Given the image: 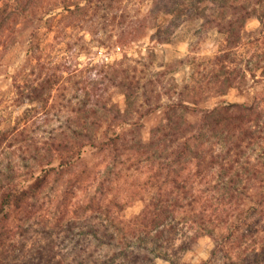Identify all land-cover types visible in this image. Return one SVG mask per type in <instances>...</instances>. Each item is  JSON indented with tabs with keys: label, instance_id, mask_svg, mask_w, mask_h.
Instances as JSON below:
<instances>
[{
	"label": "rangeland",
	"instance_id": "1",
	"mask_svg": "<svg viewBox=\"0 0 264 264\" xmlns=\"http://www.w3.org/2000/svg\"><path fill=\"white\" fill-rule=\"evenodd\" d=\"M30 1L0 0V22L9 20L0 43V135L12 127L26 128L23 138L8 135L3 139L0 167H12L24 176L29 169L26 164L32 161L20 152L30 141L39 145L58 137L68 115L67 105L74 107L87 92L107 104L108 109L94 118L103 121L102 127L119 121H111L118 112L111 108L113 104L129 120L150 106L153 111L141 120L139 131L135 128L129 140L121 143L118 157L108 151H89L65 174L51 173L44 186L45 204L58 213L72 214L70 208L87 206L94 196L96 202L111 205L119 198L130 217L144 204L140 196L149 199L156 191L160 161L155 147L141 151L138 138L141 133L154 137L156 128L167 122H184L182 107L172 109L167 118V103L195 101L214 106L220 100L239 102L243 106L235 110L242 118L235 131L205 135L197 143L198 157L188 151L173 165L172 171L183 176L188 194L183 198L185 211L178 217L180 231L200 233L193 249L181 253L179 264H231L255 250L264 251V14L247 21L240 45L229 53L221 49L225 43L210 24L200 29L201 20L189 17L182 7L174 13H157L156 8L150 12L154 0H106L116 14L112 23L97 11L94 1H88L86 12L67 15L58 10L64 4L61 0H34L41 8L45 4L54 19L52 29L42 27L29 45L32 26L46 17V12H39L33 23L28 22L19 11L28 13ZM65 1L73 7L81 0ZM160 20L163 26L155 34ZM142 30L147 33L134 38ZM122 32L133 36L129 43L117 42ZM113 67L119 76L139 80L134 107L125 108V95L109 85ZM47 73L57 81L44 89V98L22 102L20 98H27L31 86ZM228 77L233 83L230 87ZM17 84L23 87V96ZM238 129L245 130L244 137L234 134ZM65 188L70 190L65 192ZM155 264L171 263L158 257Z\"/></svg>",
	"mask_w": 264,
	"mask_h": 264
},
{
	"label": "trees",
	"instance_id": "2",
	"mask_svg": "<svg viewBox=\"0 0 264 264\" xmlns=\"http://www.w3.org/2000/svg\"><path fill=\"white\" fill-rule=\"evenodd\" d=\"M61 1L64 4L58 10L67 12V15L76 11L86 12L89 3L94 1L97 11L103 12V18L112 23L115 21L113 5L106 0H81L74 2L73 7L68 2L65 3V0ZM154 4L155 7L150 12L156 8L157 13H174L175 9L182 7V10L189 12V17L195 21L201 20L200 29L210 24V28L225 43L221 49L229 53L240 45L242 30L247 21L264 14V0H154ZM28 6V13H25V9L19 12L22 11L23 16L28 22L30 19L31 23L39 12L45 14L47 10L45 4L41 8L42 4L34 0ZM49 15L46 12L45 19L38 18L39 22L32 26L29 45H32L42 27L52 29L54 17ZM8 21L5 18L3 24L0 22V43ZM156 24L155 34H158L163 23L160 20ZM91 26L95 27L96 22L92 21ZM129 33H120L117 42L129 43L133 38H128ZM145 33L147 32L142 30L134 34V38ZM159 39L160 42L164 41L163 37ZM113 69V75L108 77L109 85L119 87L125 95V108L134 107V99L140 87L139 80L119 76L116 74L118 69ZM55 81L57 79L47 73L43 80L31 86L25 94L27 98L24 96L20 98L21 101L40 99L44 89L52 87ZM232 84V79L228 77L227 87ZM17 87L23 96V87L20 84ZM195 89H198L197 86ZM114 106L113 104L111 108L118 112L111 121H119L102 127L103 121L94 118L99 116L101 110L108 109L107 104L101 98H92L87 92L74 107L65 105L68 115L61 132L56 135L58 137L44 140L39 145L30 141L20 152L22 155V152L26 153L24 156L28 154V158H23L32 161V165L26 164L29 169L24 176L16 173L12 167H0V264H155L158 257L171 264H179L181 253L193 249L200 233L182 234L180 231L182 227H179L178 217L185 211L183 198L188 194L183 176L180 172L172 171L173 165L180 163L188 151H194V155L198 157L197 143L205 135L215 136L219 130L228 133L235 131L242 118L235 109L242 108L243 105L226 100H220L214 106L201 105L195 101L167 103V118H171L172 109L179 107L185 110L186 115L184 122H167L157 127L154 137L141 133L138 138L139 147L143 148L141 151L149 152L156 148L155 155L160 159L155 177L156 191L149 199L140 196L144 200L142 208L126 217L125 203L119 198L111 205L99 200L96 202L94 196H90L87 206L70 208L72 214L66 210L58 213L56 208L47 206L44 202V186L51 173L60 176L65 174L78 160L84 159L93 151H108L113 158L118 157L122 153L121 143L129 140L128 134H132L135 128L139 131L143 124L141 120L153 111L149 106L138 111L137 119L129 120L121 107ZM86 122L88 124H84ZM92 123H97L93 130L90 128ZM25 130L26 128L17 130V127H12L2 132L0 145L8 135H21L23 138ZM242 131L238 129L234 134L244 137L246 132L244 129ZM163 151L165 156H162ZM229 182L231 183V178H228L227 183ZM69 190L65 188V192ZM191 203L190 201L189 204ZM229 235L230 233L226 236ZM231 264H264V251L255 250L254 254L237 258Z\"/></svg>",
	"mask_w": 264,
	"mask_h": 264
}]
</instances>
